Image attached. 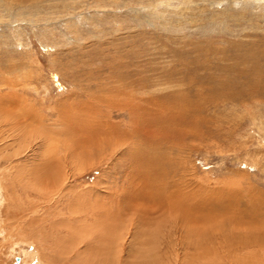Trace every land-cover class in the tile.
Masks as SVG:
<instances>
[{"label": "rangeland", "instance_id": "obj_1", "mask_svg": "<svg viewBox=\"0 0 264 264\" xmlns=\"http://www.w3.org/2000/svg\"><path fill=\"white\" fill-rule=\"evenodd\" d=\"M263 50L264 0H0V264H92L119 208L110 264H264Z\"/></svg>", "mask_w": 264, "mask_h": 264}, {"label": "bare ground", "instance_id": "obj_2", "mask_svg": "<svg viewBox=\"0 0 264 264\" xmlns=\"http://www.w3.org/2000/svg\"><path fill=\"white\" fill-rule=\"evenodd\" d=\"M264 51V50H263ZM238 53V52H237ZM243 55V54H242ZM241 80V79H240ZM225 83H227L226 81L224 82V86H227L228 85V83H227V85L225 84ZM224 88H226V87H224ZM241 91V90H240ZM123 92V91H122ZM183 92V91H182ZM137 93V92H136ZM184 93V92H183ZM201 93V92H200ZM124 94V93H123ZM185 94V93H184ZM125 95V94H124ZM229 95V94H228ZM127 96V95H126ZM131 96V95H130ZM175 96V95H174ZM180 96V95H179ZM178 96V97H179ZM116 97V96H115ZM172 97V96H171ZM185 97V96H184ZM230 97V96H229ZM130 98V97H129ZM174 99V98H173ZM180 99H181V101H182V98H181V96H180ZM122 100V99H121ZM124 100V99H123ZM148 100V99H147ZM151 99H149V101H150ZM184 100H185V98H184ZM9 101V100H8ZM143 101V100H142ZM174 101H176L175 99H174ZM180 101V102H181ZM0 102H1V100H0ZM123 102V101H122ZM122 102H120V103H122ZM187 102V101H186ZM124 103V102H123ZM177 103H178V101H177ZM8 104H10V103H8ZM173 104H175V103H173ZM185 104V103H184ZM190 104V103H189ZM15 105V104H14ZM125 105V104H124ZM135 105V104H134ZM180 105V104H179ZM121 106V105H120ZM128 106V105H127ZM137 106V105H136ZM143 106V105H142ZM126 107V106H125ZM130 109L132 110H134L133 112L134 113H136V111L138 110V107H135V106H133V104H131L130 103ZM184 107V106H183ZM187 108H191L190 106H188V104H187V106H186ZM125 109V108H124ZM128 109V108H127ZM140 109V108H139ZM148 109V108H147ZM129 110V109H128ZM146 110V109H145ZM121 111V110H120ZM126 111V110H125ZM141 111V110H140ZM144 111V110H143ZM145 112V111H144ZM147 113V112H146ZM124 114V113H123ZM25 115V114H24ZM134 116H132L131 118H130V121H129V124H128V128L126 129H121L120 128V123H114V121H113V123H112V121L110 122V128H111V130H112V134H113V136H114V140H115V137L116 136H125L126 134H127V136H125L126 138H128L129 137V135H132V133L133 132H137V134L136 135H138L139 136V138L140 139H144L145 140V138L144 137H142V135L141 134H139V132L138 131H136V123H137V119L136 118H133ZM70 119H72V118H70ZM19 121V120H18ZM21 123V122H20ZM28 123V122H27ZM109 124V123H108ZM183 124L185 125V126H187L188 127V129L190 130V129H194V126H193V124H191V123H185V122H183ZM123 127V126H122ZM138 127V126H137ZM92 128V127H91ZM94 129V128H93ZM187 130V129H186ZM189 130H187L186 132H188ZM64 132V131H63ZM98 131H94V132H91L90 133V135H86L85 137L83 136V137H81V140H80V142H78L77 140H78V138H76V139H74L75 140V145H74V147L75 148H82L83 146H82V144L83 143H85L86 141H88V140H92L94 137H92V135H96V134H98L97 133ZM107 132H109V131H107ZM185 132V133H186ZM134 133V134H135ZM67 134V133H66ZM70 135V134H69ZM141 135V136H140ZM66 136V135H65ZM74 136V135H73ZM133 136V135H132ZM80 137V136H79ZM107 137V136H106ZM124 137V138H125ZM135 137V136H134ZM123 138V137H122ZM111 139H113V138H111ZM132 139H133V137H132ZM97 140H99V139H97ZM117 140V139H116ZM69 141V140H68ZM123 141V140H122ZM99 142H100V140H99ZM116 142V141H115ZM111 143V142H110ZM119 143V142H118ZM96 144V143H95ZM77 145V146H76ZM127 146V145H126ZM64 147H66V146H64ZM134 148V147H133ZM153 148V149H152ZM154 148L155 147H152V146H149L147 149H143L142 147H138L137 146V150H133L132 151V153H131V158L133 157L135 160L134 161H136L139 165H143V166H145V167H143V168H149V171L151 170V172L152 173H155L156 172V170H158V169H160V158L157 156V155H155V156H153V154H152V151H154ZM152 151H151V150ZM80 150V149H79ZM82 150V149H81ZM150 150V151H149ZM155 150H157V149H155ZM49 151V150H48ZM76 150H71L70 152L72 153V154H76V152H75ZM79 152V151H78ZM76 158V157H75ZM51 163V162H50ZM71 163V162H70ZM44 168V167H43ZM136 170V169H135ZM145 170H147V172H148V169H145ZM163 170V169H162ZM36 172V171H35ZM146 172V171H145ZM50 176V173H49V175L48 176H46V177H49ZM148 176V175H147ZM49 178H51V177H49ZM146 178V177H145ZM152 178V177H151ZM151 182H153V181H151ZM149 183V182H148ZM147 188V187H146ZM154 189V188H153ZM31 190V189H30ZM161 190V189H160ZM135 191V190H134ZM162 191V190H161ZM142 192V191H141ZM41 193V192H40ZM66 193V192H65ZM139 193V192H138ZM43 194V193H42ZM70 194V193H69ZM66 195H68V194H66ZM72 195V194H71ZM260 195V194H259ZM44 196V195H43ZM61 196V195H60ZM62 196H63V194H62ZM73 196H74V194H73ZM45 197V196H44ZM41 198V197H40ZM66 199V198H65ZM64 200V199H63ZM107 200V199H106ZM172 200V199H171ZM173 200H175V199H173ZM133 201V200H132ZM158 201V200H157ZM176 201V200H175ZM183 201V200H182ZM181 201V202H182ZM95 202V201H94ZM103 202V201H102ZM70 203H71V201H70ZM94 204V203H93ZM98 205H99V203H97ZM96 204V205H97ZM129 204V203H128ZM159 204V203H158ZM59 205V204H58ZM71 206H72V204H70ZM103 205V204H102ZM154 205V204H153ZM174 205V204H173ZM173 205H171V206H173ZM178 205V206H177ZM62 206V205H61ZM91 206V205H90ZM104 206V205H103ZM164 206V205H163ZM165 206H167V205H165ZM111 207V206H110ZM130 207V206H129ZM178 207V208H177ZM191 207V206H190ZM57 208H59V207H57ZM102 208V207H101ZM105 208H107V207H105ZM139 208H142V207H139ZM154 208V207H153ZM158 208V209H157ZM161 208V207H160ZM175 208H177L178 209V212H179V214L180 215H182V213L185 215V217L187 216L188 218H186V220L189 222H191V218H192V213L190 212V209H188V207L187 206H185V204H183L182 205V203H180V204H178V201L176 202V204H175V207H174V209ZM192 208H194V207H192ZM51 209H52V207H51ZM60 209V208H59ZM130 209V208H129ZM137 209V208H136ZM157 209V210H156ZM156 209L154 210H152V212L154 213V214H157L158 212H159V207L157 206L156 207ZM53 210V209H52ZM94 210V209H93ZM92 210V211H93ZM106 210V209H105ZM151 210V209H150ZM197 210V209H196ZM88 211V210H87ZM111 211V210H110ZM162 211V210H161ZM201 211V210H200ZM232 211V210H231ZM245 211V210H244ZM249 211V210H248ZM21 212H22V210H21ZM57 212V211H56ZM70 212V211H69ZM81 212V211H80ZM193 212V211H192ZM202 213H204L203 211H201ZM226 212H228V210L226 211ZM53 213V212H52ZM78 213V212H77ZM82 213V212H81ZM83 213H84V210H83ZM128 213V212H127ZM136 213V212H135ZM217 213V212H216ZM219 213H221V212H219ZM229 213V212H228ZM228 213H225L224 212V214L221 216V217H226V216H230V214H228ZM234 213V212H233ZM45 214H47V213H45ZM91 214V213H90ZM89 214V215H90ZM124 214H125V210L124 209H122V208H119V210L117 211V213L116 214H113L114 216H112V218H110V217H108V218H106V219H102V221H100V222H98L97 223V225H95V226H93V228L91 229V228H89L90 229V231H91V233H92V236L93 237H95V239H96V243H98L97 245H95L94 243H92V244H94L95 245V247H94V249L92 250V256H93V260H92V264H104V263H108L109 262V258H108V253H107V251H108V243H109V239H110V236H111V234H112V229H113V225H114V223H117L116 222V220H117V218L118 217H120V218H122L121 216H119V215H122V216H124ZM178 214V215H179ZM197 214V213H196ZM206 214V213H205ZM222 214V213H221ZM232 214V213H231ZM14 215V214H13ZM25 215V214H24ZM27 215V214H26ZM44 215V214H43ZM204 215V214H203ZM219 215V214H218ZM218 215H215V217L214 218H216V216H218ZM54 216V215H53ZM71 216V215H70ZM97 216V215H96ZM116 216V217H115ZM194 216V215H193ZM199 217H200V215H198ZM228 216V217H229ZM239 216V215H238ZM78 217V216H77ZM82 217V216H81ZM84 217V216H83ZM86 217V216H85ZM90 217H92V215H90ZM98 217H99V214H98ZM181 217V216H180ZM18 218V217H17ZM41 218V217H40ZM49 218V217H48ZM51 218V217H50ZM49 218V219H50ZM54 218V217H53ZM57 218V217H56ZM101 218H103V217H101ZM124 218V217H123ZM194 218H195V216H194ZM55 219V218H54ZM69 219V218H68ZM90 219V218H89ZM44 220V219H43ZM151 219H149L148 217H147V214L146 215H144L142 218H141V222H142V224H143V226H149L150 224H152L151 223V221L152 220H154V216H153V219L150 221ZM196 220V219H195ZM197 220H200V219H197ZM39 221V220H38ZM46 221V220H45ZM57 221V220H56ZM94 221V220H93ZM119 221V220H118ZM186 221V222H187ZM234 221V220H233ZM77 222V221H76ZM75 222V223H76ZM78 222H80V221H78ZM83 222V221H82ZM139 222H140V220H139ZM140 222V223H141ZM148 222H150V223H148ZM199 222H201V221H199ZM37 223V222H36ZM42 223V222H41ZM66 223V222H65ZM86 223V222H85ZM139 223V224H140ZM30 224V223H29ZM96 224V223H95ZM37 225V224H36ZM39 225V224H38ZM66 225V224H65ZM214 225V224H213ZM50 227L52 226L51 225V223H50V225H49ZM58 226V225H57ZM78 226V225H77ZM86 226V225H85ZM200 226H201V224H200ZM34 227V226H33ZM42 227V226H41ZM49 227V228H50ZM82 227V226H81ZM83 227H84V225H83ZM88 227V226H87ZM86 227V228H87ZM123 227V226H122ZM46 228V227H45ZM55 228V227H54ZM53 228V229H54ZM66 228V227H65ZM116 228V227H115ZM118 228V227H117ZM150 228H152V225L150 226ZM203 228H205V226H203ZM30 229V228H29ZM47 229V228H46ZM59 229V228H58ZM57 229V230H58ZM67 229V228H66ZM78 229H79V227H78ZM83 229V228H82ZM198 229H200L199 227H198ZM207 229H208V227H207ZM37 230V229H36ZM65 230V229H64ZM69 230V229H68ZM74 230V229H73ZM50 231V230H49ZM118 231V230H117ZM204 229H203V233H204ZM29 232H30V230H29ZM42 232V231H41ZM54 232H57V231H54ZM61 232H62V230H61ZM65 232V231H64ZM63 232V233H64ZM69 232V231H68ZM119 232V231H118ZM144 232V231H143ZM200 232V231H199ZM207 232H209V231H207ZM28 233V232H27ZM33 233V232H32ZM44 233H45V231H44ZM43 233V234H44ZM60 233V232H59ZM66 233V232H65ZM38 234H40V233H38ZM46 234H48V233H46ZM49 234H50V232H49ZM53 234V233H52ZM56 235V234H55ZM66 235H67V233H66ZM31 236V235H30ZM35 236V235H34ZM50 236V235H49ZM59 236V235H58ZM68 236H70V235H68ZM39 237V236H38ZM47 237V236H46ZM119 237H120V235H119ZM199 237V236H198ZM51 238V237H50ZM54 238V237H53ZM64 238V237H63ZM26 239V238H25ZM32 239V238H31ZM43 239V238H42ZM57 239V238H56ZM67 239V238H66ZM91 239V238H90ZM45 240V239H44ZM61 240H63V239H61ZM22 241H25V240H22ZM88 241V240H87ZM114 241V240H113ZM33 242V241H32ZM39 242V241H38ZM75 242V241H74ZM30 243V242H29ZM50 243H51V240H50ZM194 243V242H193ZM42 244H44V243H42ZM64 244V243H63ZM91 244V245H92ZM148 244V243H147ZM194 244H196V243H194ZM83 245V244H82ZM233 245V244H232ZM202 246H203V244H202ZM201 246V247H202ZM105 247H107V248H105ZM208 247V246H207ZM43 248V247H42ZM69 248V247H68ZM138 248H140L139 250H141L142 249V246L140 245ZM206 248V247H205ZM57 249V248H56ZM66 249V248H65ZM113 249V248H112ZM111 248H110V250H112ZM145 249V248H144ZM149 249V248H148ZM48 250V249H47ZM73 250V249H72ZM206 250V249H205ZM209 250V249H208ZM219 250V249H218ZM235 250V249H234ZM253 250V249H252ZM42 251V250H41ZM49 251H51V249L49 250ZM85 251V250H84ZM84 251H83V253H84ZM143 251V250H142ZM195 251V250H194ZM215 251V250H214ZM213 251V252H214ZM248 251V250H247ZM246 251V252H247ZM74 252V251H73ZM85 252H87V251H85ZM109 252H111V251H109ZM216 252H218L217 250H216ZM69 253V252H68ZM88 253V252H87ZM242 253V252H241ZM111 254V253H110ZM143 254V253H142ZM149 254V253H148ZM206 254V252H204V251H202V253H199V254H196V255H194L195 256V258H194V260L195 259H197L200 263L199 264H210V262H209V260H208V257L205 255ZM211 254V253H210ZM229 254V253H228ZM70 255H72V254H70ZM90 255V256H91ZM193 255V254H192ZM252 255V254H251ZM61 256V255H60ZM68 256V255H67ZM79 256V255H78ZM211 256V255H210ZM65 257V256H64ZM70 257V256H69ZM85 257V256H84ZM151 257V256H150ZM225 257V256H224ZM229 257V256H228ZM87 258V257H86ZM85 258V259H86ZM238 258V257H237ZM42 259V258H41ZM54 259H55V257H54ZM126 259V258H125ZM224 259V258H223ZM226 259V258H225ZM247 259V258H246ZM37 260H40V259H37ZM57 260V259H56ZM75 260V259H74ZM73 260V261H74ZM143 258L142 259H140V262L138 263V261H136V263L137 264H146V263H143ZM144 260H146V259H144ZM156 260V259H155ZM249 260V259H248ZM250 260H252V259H250ZM54 261V260H53ZM71 261V260H70ZM82 261V260H81ZM90 261V260H89ZM151 261H154V259L153 260H151ZM44 262V261H43ZM67 262V261H66ZM111 262V261H110ZM110 262H109V264H110ZM123 262V261H122ZM125 262V261H124ZM123 262V264H130L128 261H126L125 263ZM150 262V261H149ZM61 263V262H60ZM63 263V262H62ZM120 263V262H119ZM58 264V263H57ZM66 264V263H65ZM148 264V263H147ZM149 264H152L151 262L149 263Z\"/></svg>", "mask_w": 264, "mask_h": 264}]
</instances>
